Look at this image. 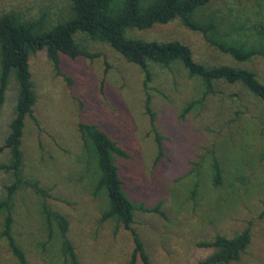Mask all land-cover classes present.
I'll return each mask as SVG.
<instances>
[{"label": "rangeland", "instance_id": "1", "mask_svg": "<svg viewBox=\"0 0 264 264\" xmlns=\"http://www.w3.org/2000/svg\"><path fill=\"white\" fill-rule=\"evenodd\" d=\"M68 6V0H0V14L15 10L38 17L47 12L50 25ZM201 11L224 15L250 32L252 23L259 25L264 16V0H211ZM130 33L180 40L197 61L241 64L264 81V59L236 62L178 19ZM87 49L91 57L62 54L59 72L44 50L29 59L39 125L26 121L22 172L24 180H36L45 195L23 184L12 196L11 211L12 233L28 262L74 264L64 251L56 221L46 218V205L68 219L66 238L78 264H130L129 231L101 220L104 196L92 193L93 160L77 128L79 122H90L126 152L117 159L119 174L135 204L133 226L154 264H197L214 250L198 242L217 234L232 237L246 228L250 238L245 250L239 260L227 264H264V103L240 84L220 83L202 105L186 111V102L200 92L199 82L180 64L153 66L154 77L145 86L140 68L108 44L91 42ZM16 95L12 79L0 106V164L9 157L3 144ZM152 113L155 127L150 124ZM213 156L222 169L218 186L212 185ZM13 181L12 173L0 167V198ZM0 263L20 264L1 234ZM135 264L142 263L136 259Z\"/></svg>", "mask_w": 264, "mask_h": 264}, {"label": "trees", "instance_id": "2", "mask_svg": "<svg viewBox=\"0 0 264 264\" xmlns=\"http://www.w3.org/2000/svg\"><path fill=\"white\" fill-rule=\"evenodd\" d=\"M210 1L68 0L67 12L57 14V20L50 25H47V20L51 13L47 12L38 17H25L15 10L0 14V106L12 79L17 87L16 102L3 144L9 157L0 164L14 178L13 183L7 186L6 196L0 198V234L20 264L30 263L12 233V196L23 184L45 195V190L38 182L24 180L22 172V144L26 121L30 119L35 125H39L34 113L38 95L30 70L31 55L38 50H44L55 70L59 72L62 54L72 58L91 57L92 53L87 49L89 43H105L126 61L140 68L145 86L154 77L153 66L171 68L180 64L190 77L199 82L200 92L186 102V111L197 104L202 105L220 83L240 84L264 103V81L251 67L200 62L194 57L190 46L180 40L146 39L130 33L178 19L183 26L200 33L209 45L220 53L231 56L236 62L264 59V16L259 18V25L252 23L253 31L244 32L242 24L238 26L237 22H230L224 15L203 14L201 10ZM149 102L147 93L145 106L150 114ZM150 124L155 127L153 113ZM77 128L83 147L93 160L92 193L104 196L101 220L114 221L117 227L122 226L129 231L133 245L130 264H135L136 259L142 264H154L145 250L140 233L133 226L135 204L124 191L123 180L119 174L117 159L126 156L125 150L96 123L79 122ZM156 144L160 153L159 139H156ZM210 168L212 185L218 186L222 181V169L219 160L214 156ZM191 192H195L194 187ZM43 209L49 222L56 221L63 238L64 251L69 253L74 264H78L73 246L66 238L68 219L46 205ZM249 238V229L246 228L232 237L217 234L211 240L198 242L199 245L212 247L214 250L197 264H227L239 260Z\"/></svg>", "mask_w": 264, "mask_h": 264}]
</instances>
